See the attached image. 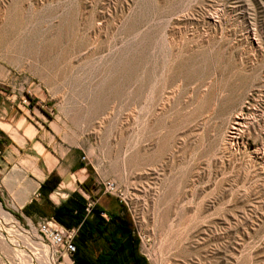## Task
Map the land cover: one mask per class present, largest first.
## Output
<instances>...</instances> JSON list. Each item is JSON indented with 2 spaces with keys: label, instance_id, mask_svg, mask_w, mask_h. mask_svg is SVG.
Wrapping results in <instances>:
<instances>
[{
  "label": "rangeland",
  "instance_id": "1",
  "mask_svg": "<svg viewBox=\"0 0 264 264\" xmlns=\"http://www.w3.org/2000/svg\"><path fill=\"white\" fill-rule=\"evenodd\" d=\"M22 122L85 202L120 189L147 264H264V0H0V264H64Z\"/></svg>",
  "mask_w": 264,
  "mask_h": 264
},
{
  "label": "trees",
  "instance_id": "2",
  "mask_svg": "<svg viewBox=\"0 0 264 264\" xmlns=\"http://www.w3.org/2000/svg\"><path fill=\"white\" fill-rule=\"evenodd\" d=\"M2 153L3 143L0 140V157ZM48 184L52 187L59 185L54 173L40 189L43 190ZM105 195L107 207L89 204L72 193L58 206L45 199L42 212L66 229L78 230L73 241L75 251L71 255L74 264H147L139 252L138 237L126 207L120 200ZM99 239L104 246L93 254L89 245H94Z\"/></svg>",
  "mask_w": 264,
  "mask_h": 264
},
{
  "label": "crops",
  "instance_id": "3",
  "mask_svg": "<svg viewBox=\"0 0 264 264\" xmlns=\"http://www.w3.org/2000/svg\"><path fill=\"white\" fill-rule=\"evenodd\" d=\"M21 129L22 130V137H23V146L24 145H30L29 146V151H30V156H27L29 158H31L32 160H34L37 166V173H36V180L37 182H39L38 187L40 186V184H43L44 180L46 177H48L49 175H51L52 173H54V175L59 179V186L57 188L58 192H64L62 194H58L59 196H63L64 198L68 197L69 195H71L72 193H74L77 188L75 187V182L74 179H72V176L70 174V170L73 166L72 163H65L63 165H60L59 160H57L56 158H54V155L52 154L51 151L47 150V146L45 147V144L43 142V139L40 138V130L39 129H35V127H32L33 129H29L27 126H25V123L22 122L21 123ZM35 132V133H34ZM26 134V136H25ZM29 137V138H28ZM20 147V148H23ZM41 148V149H40ZM8 161L6 160V158L4 156L1 155L0 157V171H4L8 168ZM6 168V169H5ZM10 179L7 180V183L9 185H14L15 183H17L18 179L15 177H10ZM10 181V182H9ZM25 190H26V198L29 196V193L31 191V188H29V186H24ZM23 188V187H22ZM20 190L18 192V196L21 197L20 195ZM53 197L52 201L56 206L59 205L60 203H62L64 200H66V198H62V199H56V197ZM25 204V202L23 203V205Z\"/></svg>",
  "mask_w": 264,
  "mask_h": 264
},
{
  "label": "built area",
  "instance_id": "4",
  "mask_svg": "<svg viewBox=\"0 0 264 264\" xmlns=\"http://www.w3.org/2000/svg\"><path fill=\"white\" fill-rule=\"evenodd\" d=\"M28 97V96H27ZM26 99L32 101L29 97ZM103 193L112 196L118 200H122L123 194L112 181L102 183ZM77 229H66L53 219L45 220L37 224L36 235L40 239L43 246L55 249L57 255H65L71 257L75 251L74 239L77 236ZM45 246V247H46Z\"/></svg>",
  "mask_w": 264,
  "mask_h": 264
},
{
  "label": "bare ground",
  "instance_id": "5",
  "mask_svg": "<svg viewBox=\"0 0 264 264\" xmlns=\"http://www.w3.org/2000/svg\"><path fill=\"white\" fill-rule=\"evenodd\" d=\"M26 190H25V187H23V188H21V190H20V195L22 196V200L20 201V203H19V205L20 206H22L23 205V203L25 202V200H26ZM0 213H1V211H0ZM4 214V213H3ZM2 214V216H5V214L3 215ZM7 216V215H6ZM5 216V217H6ZM4 218V217H3ZM6 219H8V217L6 218ZM11 220V219H10ZM9 221V220H8ZM5 222H7V221H5ZM13 224V223H12ZM11 228H13L14 229V232L15 233H18V234H20L23 238H25L27 241L28 240H30V239H28V233L27 232H23L20 228H19V226H17V224H16V222H15V225H13V226H11ZM11 232V231H10ZM31 234H32V236H31V242H33V244H34V246H36L37 248H39L40 250H37V251H39L40 253H42V254H44L45 253V251H47L46 250V247L45 246H43L42 245V243H41V241H40V239L37 237V235H35V233L32 231L31 232ZM55 254V252L53 253V255ZM54 256L50 259V258H48L47 257V255L46 256H43V261L42 262H44V264H53L54 263ZM70 263V259L69 258H65L64 259V264H69ZM19 264V263H18Z\"/></svg>",
  "mask_w": 264,
  "mask_h": 264
}]
</instances>
